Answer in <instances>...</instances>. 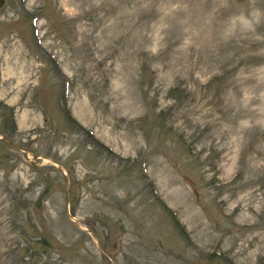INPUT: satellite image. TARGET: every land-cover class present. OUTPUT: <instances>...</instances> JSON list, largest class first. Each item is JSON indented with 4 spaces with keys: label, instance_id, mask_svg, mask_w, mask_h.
I'll use <instances>...</instances> for the list:
<instances>
[{
    "label": "rangeland",
    "instance_id": "374dc122",
    "mask_svg": "<svg viewBox=\"0 0 264 264\" xmlns=\"http://www.w3.org/2000/svg\"><path fill=\"white\" fill-rule=\"evenodd\" d=\"M0 264H264V0H2Z\"/></svg>",
    "mask_w": 264,
    "mask_h": 264
},
{
    "label": "trees",
    "instance_id": "16d2710c",
    "mask_svg": "<svg viewBox=\"0 0 264 264\" xmlns=\"http://www.w3.org/2000/svg\"><path fill=\"white\" fill-rule=\"evenodd\" d=\"M34 244H37V242H31V246L34 245Z\"/></svg>",
    "mask_w": 264,
    "mask_h": 264
},
{
    "label": "water",
    "instance_id": "95a60500",
    "mask_svg": "<svg viewBox=\"0 0 264 264\" xmlns=\"http://www.w3.org/2000/svg\"><path fill=\"white\" fill-rule=\"evenodd\" d=\"M1 4H2V0H0V6H1Z\"/></svg>",
    "mask_w": 264,
    "mask_h": 264
}]
</instances>
